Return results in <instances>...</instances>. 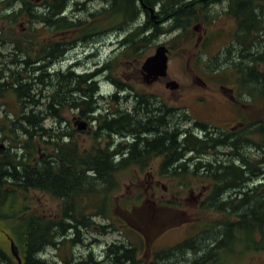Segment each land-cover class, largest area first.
Wrapping results in <instances>:
<instances>
[{
	"label": "trees",
	"instance_id": "1",
	"mask_svg": "<svg viewBox=\"0 0 264 264\" xmlns=\"http://www.w3.org/2000/svg\"><path fill=\"white\" fill-rule=\"evenodd\" d=\"M141 1L143 4H147V0ZM204 1L193 0L184 3L178 0H166L165 8L166 12L172 16L176 13L186 15L185 20L187 22L184 25L185 34V32L190 31L191 25L195 22L194 18L196 10L198 9L197 6H202ZM253 1L232 0V14L238 15L239 19V15L241 14L239 7L242 10L246 9L248 4ZM11 2L12 6L9 10H4L2 8L3 4L0 2V22L3 23L0 26V48L4 49L8 47L9 50V53L6 54L0 52V57L7 60L6 62L8 64L6 66L10 70H0V140L14 141V143L9 144L8 153L0 150V194L2 195V197L0 196V211L5 214V216L0 215V218L7 217L8 219L7 222L0 220V238L7 245L9 243L6 236L13 239L14 242L18 241L21 244L19 248L23 251V264H30L29 259L32 252H34V246H36V249L46 248V243H48L51 247H55V235H43V231L49 230L53 233L55 232L53 229H56L58 226L64 229L72 228L74 234H77L78 237L80 235L78 232L79 227H86L85 229L89 232L94 231L100 235H105L108 228L119 231L121 234L123 233V229L128 231L132 240L129 241L126 239L127 242L118 241L106 246L102 263L166 264V258L174 250H184L188 244L201 236H205L207 239V237L214 235L215 239L219 233H223L224 235L221 241H213L211 246L206 248L205 251L207 253L205 257L196 258L192 261V264H222L228 256H239L240 254L250 252L264 253V215H258L259 217L254 220L249 219L246 211H241L237 199H231L230 201L227 199L228 201L226 202L217 203L219 201L217 197V185L215 183L217 184L218 180L212 176L209 178L215 185V189L214 191L211 189L207 194L204 203L199 208V212H214L217 217L209 221L201 222V228L192 236V239L190 238L180 243L177 247L173 248L174 250L172 248L152 250L153 246L151 245V241L159 237L163 229H153L151 234L146 235L141 230L143 229L142 208L152 195H155L154 200L158 205L172 208L179 207L182 192H186V189L191 186V181H194V173L186 171L185 169L181 170L177 167L176 154L178 149L190 147L189 145L193 142L192 140H184L182 145L179 140H165L166 144H168L166 150L160 149V142L158 140L157 143L154 140L151 142L145 140L144 143L148 148H152V150L138 151L135 155L132 154L131 156L120 159L112 158L111 153L106 154L103 157L106 169L113 168V171L109 173L105 171L104 175H98L107 185L93 190V193L96 194L95 198L89 195L88 202V199L86 201L87 195L85 196V193L82 196L85 197L86 202H84V199L77 201L75 199V202L69 207L66 200L61 199L62 202L58 205L57 213L51 214L49 210L48 212L45 211V213L37 212V209L33 207L35 202L34 193L40 192L44 194L46 188L52 187L50 185L47 187L37 185L36 181L41 179L40 177L48 173L56 172L59 168H68L66 166V159L69 168L72 170L76 169L87 176H92L93 173L99 170L97 166L90 165L94 159V155L103 156L106 151L105 147L97 143L98 140H91L90 145L83 147L78 140H65V132L57 126H50L51 129H44L42 127V121L46 118L50 119L51 113L43 112L41 117L38 111L31 109L37 103L36 106L39 107L41 103L48 105L52 97L51 90H46L44 92H37V95L40 97L38 101L36 99L38 96L34 98V93L37 91L39 82H45L54 75L47 72L49 71L47 65L50 64L51 60L46 55V52L53 48L66 49L73 46L72 43H74V40L73 42L72 40H51V35L54 32L70 34L76 31L79 38H84L85 35H95L108 30L127 31L125 28L138 19L140 13L138 6L140 3L139 0H112V4L110 6L106 4L105 9L101 11H90L84 20H68L64 17L54 18V15L66 7L69 0H41L37 5L32 0H12ZM128 3H131V6ZM15 5H18V9L14 8ZM21 17L26 18L27 22L30 25L32 24V27H16ZM188 20H193V23H189ZM241 23L239 22V24ZM146 27L147 22H144L139 29L143 30ZM21 29L24 30L22 31ZM44 33L47 36H43ZM146 39L140 37V34L135 37V34L128 33L122 39L124 48L120 52L121 55H126V57L137 55L138 52L144 50L142 46L148 44ZM233 40L235 43L233 41L232 45L223 49V51H226L225 53H229L231 48L238 43H244L239 39V32L234 33ZM35 44L38 46L33 49ZM69 44L71 45L69 46ZM239 46L241 47L237 53L239 61L234 63V66L232 64L224 66L222 71H217V74H221V78H219L222 82L228 81L231 84L236 83L241 86L242 83L249 80L245 78V75L253 73L261 75V73L257 69L255 55L243 51L247 46ZM20 54L30 69L17 71L16 67L14 69L11 68V64L16 65V60ZM245 61L247 63L243 65L242 63ZM36 64H39V66H35ZM106 67L107 64H105ZM228 70L232 71L238 78L235 80L227 73L225 74V71ZM111 72V76L115 79H120V76H123L124 70H118L112 67ZM68 78H72L70 70L60 71L57 82L60 83ZM90 80V75L77 78L78 85L81 86L84 84V87L87 89L94 87V84ZM262 100L264 101V97ZM61 105L63 107V104ZM38 113L40 119H37L35 123L32 119ZM21 122L23 123L22 133L18 136L19 141L15 143L16 138L13 136L12 128ZM52 129L57 133L54 135L56 138L58 137L55 141L49 140V138H53ZM246 141L248 148L251 150L253 141ZM155 145L157 148L153 149ZM133 147L127 145L125 149L129 151ZM259 150L262 151V154L259 153V158H251L250 154H248V158L245 160L246 164L239 166V170L237 169L239 175L244 170L248 178L251 176L257 177L258 172L256 171L261 168L264 169V145H259ZM150 152H161L165 155L161 161L162 174H160L158 179L169 182V188H167L168 191L166 194L172 196L171 201L163 202L162 198L164 195L157 196L159 191L161 194H165L162 190H148L146 192L141 187L142 178L135 171H138V167L141 170L147 168L151 160ZM108 155L112 158L111 162L106 157ZM62 156L67 157L61 159ZM235 172L233 171V173ZM232 176L235 175L232 174ZM126 179H129L130 185H134L135 187L132 189L130 195H124L122 193L123 184ZM135 180H137V183L134 182ZM10 181L16 184L10 183ZM250 188L249 191L240 193L245 197L248 196L247 194L253 195L254 200L260 202L254 201L253 204L264 206V183L261 181L256 186ZM50 194L52 199H60L54 192ZM213 195H215V198ZM21 197L23 200L22 203L19 202ZM212 198L217 202H212ZM8 199L11 200V206L5 208L4 205L7 204ZM248 199H250L249 196ZM115 201L118 205H115ZM250 212L251 214L254 213L253 207ZM91 216H100L108 220L110 222L109 227L106 224H97L96 226V223L91 220ZM68 217H71V219L69 220ZM249 221H252V224ZM130 222H133V225L135 222L136 226L132 225L133 227H130ZM114 223H118L120 226L122 225V230L114 228ZM243 233L247 234L246 239L241 238V234ZM29 238L32 240L42 238V242L28 245ZM228 238L229 241L227 242ZM149 252H151V256L147 259L145 253L147 254ZM91 257L93 260V256L89 255V259Z\"/></svg>",
	"mask_w": 264,
	"mask_h": 264
},
{
	"label": "bare ground",
	"instance_id": "2",
	"mask_svg": "<svg viewBox=\"0 0 264 264\" xmlns=\"http://www.w3.org/2000/svg\"><path fill=\"white\" fill-rule=\"evenodd\" d=\"M12 0H0V2L3 4L2 8L4 10H9L12 6ZM112 0H69L66 7L62 8L58 14L54 15V18H66L68 20L72 19H80L84 20L90 11H101L105 9V5L108 4L110 6ZM188 0H184L182 2L187 3ZM94 3L100 4V7L94 9ZM129 6H131V3H128ZM209 3L206 5L203 4V9L206 13H210L209 10L212 9V6L209 7ZM93 7L91 8V6ZM128 6V7H129ZM94 9V10H93ZM215 9H218L216 7ZM86 14V15H85ZM81 15H85V17H80ZM142 15V16H141ZM218 15V13H217ZM140 16V17H139ZM175 17L170 25L168 30L172 33L173 37H179L183 35L184 30V23H185V17L186 15L178 14L176 13ZM148 21V20H147ZM76 22V21H73ZM146 22V18L143 16V14L138 15V19L134 21V23L130 24L125 28L127 32L130 34L133 33L135 35L146 33V34H154L153 36L150 35V37L146 40L148 44H152L154 41L163 38V32L161 30H140L139 27L143 25V23ZM163 30H165L163 28ZM112 36L118 35V33L115 30H108L103 33H98L95 35H85L83 42L80 44L72 43L75 38L78 37L76 31H73L70 34H64L66 36V40H72L71 47L68 48H53L46 52V55L50 58L51 62L49 65H47V69H49L50 74H54L49 80L45 82H39V86L37 87V91L34 93V98L37 95V92L39 91H46L51 90V99L50 103L48 105H45L41 103L39 106L31 107V109H35L38 111L42 117V113H51L50 119H43L42 121V127L44 129H51V127L48 125L49 122H53L54 124L58 123L57 118L62 113L60 105L64 104V102H69L74 105V109L80 108V106L84 107L85 110L88 113H94L99 114L106 110L108 107H112L113 104L117 105V108L120 111V115L115 118L111 119H105L103 124L100 123L98 125V131L96 134L98 135V144H101L103 147H105L106 151L104 152L103 156L94 155V159L90 165L97 166L98 167V173H93L92 176H87L83 172L79 170H72L69 168V164H67L66 159V166L68 168H59L56 172L48 173L44 175L43 177H40L38 181H36L37 185L40 186H52L51 188H46L45 193L42 194L46 198H52L51 194L54 192V194H57L60 199H53L54 203L56 205H59L62 200H66L68 206H72V204L77 200L84 199V202H89V195L96 197V194L93 193V190L97 188H101L105 185H107L106 182H104L98 175H104L105 171L107 173L113 171V168H107L105 166L103 157L106 154L111 153L112 158L114 159H120L125 158L126 156H131L132 154L135 155L138 151H150L151 148H148L147 145L143 142V140H133L136 137L139 136L138 131L141 128L142 122L148 121L147 116L145 115L144 110L148 109L149 105L145 106V101L143 99H136L135 106H129V108H123L119 105L120 101L123 100V96L125 97V90L121 88L120 82L115 79L112 74H101V76H96L95 72H88L83 68V59L80 57L85 52H91V55L88 58L96 59L97 55H100V52L108 46V44H111V47H115V50L113 51V54L118 53L123 50L124 45L122 43V39L118 40V37L115 38V42L109 38V35L107 33H112ZM239 32V39L244 40L247 43H238L233 48H231L230 52L232 54V61L235 62V59H238V49L241 48L239 45L247 46L245 52H250L251 55H255L257 60H264V44L259 45L258 41L262 39L264 36V28H257L255 27V20L252 21V23L244 28H242L240 31H233L232 37L230 39V44L233 43V35L234 33ZM83 39V38H82ZM235 43V41H234ZM257 43V44H254ZM114 44V45H113ZM71 44H69L70 46ZM37 44L34 45V48H37ZM232 47V46H230ZM63 50V51H62ZM113 54L111 56H108L107 59H105V63H110L111 65H114V62L110 59L113 57ZM3 57H0V70H7L8 67L6 64H8L6 59H3ZM233 62V63H234ZM35 66H39V64H36ZM72 66V67H71ZM16 67L17 71H24L30 69L28 65H26L25 60L23 56L20 54L18 59L16 60V65L11 64V68L14 69ZM71 67V68H70ZM70 68V73H72V78H68L63 80L62 82H57V77L59 72L67 71ZM38 72V71H36ZM112 73V72H110ZM90 75L91 83L94 84V87L91 89L86 88V92H83L82 89L85 88L84 85L79 86L77 78L79 76H87ZM104 76L103 82L106 83V87H110L109 89L103 90L101 85L99 84V77ZM110 77L112 80L109 82L105 79L106 77ZM114 79V80H113ZM259 81H262L264 83V76H262ZM261 83V82H260ZM112 87V88H111ZM122 89L123 96L120 94ZM58 92V93H57ZM39 97V96H38ZM36 97L37 101L40 99ZM116 97L118 99V102L116 100ZM145 106V107H144ZM121 107V108H120ZM144 107V109H143ZM133 108V111H132ZM39 113L33 117V121L36 123L37 119H40ZM59 129H62L64 131V127H61L59 125H56ZM22 127L23 123H17L12 128L13 136H15L16 140L15 143L18 142V136L22 133ZM54 127V126H52ZM53 138H49V140L55 141L57 138L54 136L56 135V131L52 129ZM165 136V135H164ZM110 138V140H105ZM167 140H175L172 139L171 134L167 132V136H165ZM152 141V140H151ZM157 143V140H154ZM10 143H14L13 140H5L4 144L8 145ZM155 143V144H156ZM135 144H137L135 147H133ZM246 144H248L246 142ZM127 145H131L133 149L126 150L125 147ZM167 145L165 140H160V149L166 150ZM216 147V156L218 159H221L224 152L229 151L230 155L227 157H224L220 162H215V164H210L207 166H204L203 168L207 171L204 173H198L199 175H202L200 177H197V179L200 182V178L203 176H212L217 178L218 183L217 185V202L214 198L211 199L214 203H222L226 201H230L231 199H237L240 205L241 211L245 210L246 215L249 219H257L260 215H264V206L255 205L253 204L254 196L251 194H247L250 199H248V196H244L241 193L249 191L251 188L254 187L257 184H259L261 181L264 183V169L261 168L260 170H257L258 176L254 177H247V175L244 173V170H242L239 175V166H238V159L237 156H239L241 164H246L245 160L248 158L245 154L246 151L249 152V148L243 147V145L240 144L238 140H212L211 142H208L204 144V147ZM156 147V145H155ZM133 150V152H132ZM182 150L187 151V149H178L177 150V160L176 165L178 168L182 167L183 169H186V165L191 163H188V160L184 159V156H188L187 153H185L182 156ZM2 152H9L8 148L4 147ZM262 154V153H261ZM67 156H62L61 159L66 158ZM107 159L111 162L112 158L108 155L106 156ZM86 160V158H85ZM183 161V162H182ZM203 165L202 163L198 164V167ZM202 168V170H203ZM238 169V170H237ZM233 171H236L233 173ZM234 174L235 176H232ZM250 175V174H249ZM195 180V176H193ZM208 181L211 182V179L208 178ZM242 183L239 186V183ZM247 182V183H246ZM10 183H14L13 181H10ZM212 183V182H211ZM16 184V183H14ZM239 188H237L235 185ZM215 185L212 186V189L214 191ZM239 189V190H238ZM52 191V192H50ZM50 192V193H48ZM241 192V193H240ZM86 193V194H85ZM3 194V193H2ZM85 194V197L82 195ZM2 197V195L0 194ZM79 198V199H78ZM62 199V200H61ZM228 199V200H227ZM263 199V198H262ZM252 202V203H251ZM258 202V201H256ZM260 203V202H258ZM264 203V201H263ZM115 205H118L115 201ZM11 204H6L4 207H9ZM253 207L254 213L251 214V209ZM36 209V208H35ZM255 209V210H254ZM71 214V213H70ZM0 215L5 216L0 211ZM259 215V216H258ZM101 218L104 223H100L98 225H104L106 224L108 227L110 225V222L108 220L103 219L100 216H91V220L99 219ZM70 220L71 217H68ZM0 220L3 222H7V217H1ZM86 222V221H83ZM249 223L252 224V221H249ZM254 223V222H253ZM73 224V223H72ZM78 225V224H76ZM133 225V222H130V227ZM114 228H117L118 230H122V225H118V223H114ZM134 226V225H133ZM132 226V227H133ZM86 227H79L78 232L80 233L83 229ZM55 232H51L49 230L43 231V235L50 234L51 236H54V243L56 244L55 247H51L50 244L46 243V248H40L36 249V246L33 247L34 252L30 255L29 262L30 264H88L89 262L92 264H101L102 261L98 260H92L89 259V255H92V252H90L87 255V259H84L82 261H79L77 263L73 260V253L71 251L72 246L78 245L80 242L76 240V238H80L77 236V234H74V230L72 228L64 229L60 226L56 227ZM109 231H114L112 228H108L106 234ZM119 232V231H118ZM224 237L223 233H219L214 241L218 240L221 241V239ZM200 238V237H199ZM197 238L193 242L187 245V247L184 248V250H179L178 256L175 258H169L170 255L166 258L165 262L166 264H192V261H194L196 258H203L205 257L207 251L203 250L202 247L205 246L206 237H201L200 239ZM42 238L38 239H31L29 238L28 245H34V243L42 242ZM192 239V238H191ZM1 240V238H0ZM2 241V240H1ZM0 241V256H7L6 260H1V264H18L16 258L12 255L11 246H8L6 249L5 243ZM53 241V238H52ZM229 241V238L227 239V242ZM118 242V241H117ZM16 243V244H15ZM116 242H112L110 244H113ZM7 244V243H6ZM15 248L17 250V253L19 255V258L21 260V263L23 262V251L20 250L19 247H21V244L18 243V241L14 242ZM109 245V244H108ZM107 245V246H108ZM66 248H69L70 251L67 253ZM202 248V249H201ZM54 250V252H53ZM66 250V251H65ZM192 252H189V251ZM29 257V255H28ZM36 261V262H35ZM23 264V263H22ZM113 264V263H111Z\"/></svg>",
	"mask_w": 264,
	"mask_h": 264
},
{
	"label": "rangeland",
	"instance_id": "3",
	"mask_svg": "<svg viewBox=\"0 0 264 264\" xmlns=\"http://www.w3.org/2000/svg\"><path fill=\"white\" fill-rule=\"evenodd\" d=\"M39 1L32 0V2L37 5ZM211 2L208 1L207 3ZM206 3V4H207ZM93 5L91 6V8ZM94 9L100 7V4L94 3ZM15 9H18V5L14 6ZM197 10L195 13V22L193 23V20H188L189 23H193L190 27V31L185 32V29L183 30V35L179 37H173V35L168 36V37H163L160 38L156 41H154L152 44H145L143 46V51L138 52L137 55L135 56H119L120 61H116L114 65H111V62L109 63V68L112 69H118V70H124V73L122 74L123 76H120V79L117 80L120 82L121 85L126 84L128 86H131L134 89H144L148 88L151 90H154L156 94H161L165 96L167 100V105L168 109L169 108H183L185 111L189 113L190 116L196 115V113L199 112V109L197 108L198 103L195 100V95L196 93H193L192 91L194 89H197V85L191 82L190 80V74H191V69L194 68L197 71H199L202 74V79L205 80L209 86L214 88L217 92H214L212 96H210L209 101H204L202 104L203 107L200 109L201 113L206 114L207 113V107L210 106L209 110L211 111V115L214 114L218 118L216 121L218 126H223L226 124V120L224 119V111L228 109V106L231 105L232 103L228 101L227 96L225 100L218 92L222 86H227L229 88H232V84H230L228 81H213L210 79V75L207 76L204 72L202 71V67H206V70L208 72L212 71V69H217L220 66L224 67L226 65H229V63H232V66H234V63H237L239 60L235 59V62L232 61V57H226L224 55V52L221 51L222 46H224L232 37L233 30H231V21L226 19L225 16L219 15V17L213 18L211 21V24H207L204 20L201 19L202 14H204V9L203 7L200 8V6H197ZM93 9V10H94ZM215 10H220V7ZM213 10V11H215ZM86 15V14H85ZM85 15H81L80 17H85ZM187 20H185L184 25L186 24ZM196 24H201L202 28L206 30L207 35L209 39L211 40V43L204 44L206 40H203L199 44L198 47H196V39L198 37V30H194L193 27ZM3 25V23L0 22V26ZM32 24L30 25L27 22V19L24 17H21L18 22L16 27L18 28H29ZM35 26V25H34ZM37 26V25H36ZM22 30V29H21ZM203 31V30H202ZM109 35L110 40L112 39L113 42H115V38L118 37V40L120 39V35L112 36V33H107ZM43 36H47L46 33L43 34ZM53 36L51 37V39ZM158 44H164L167 48L170 50L169 54V62H168V79L175 80L176 82L179 83V88H182L181 94L182 96L178 95H170L171 92L166 91V88L164 86L165 81H162L161 83L153 84L151 86L145 85L142 82L139 81L138 79V72L136 68L134 69V66L129 64H125L122 62L123 61H129L133 63L135 66H138L141 61H143L147 56L151 55L156 46ZM204 44V47L202 45ZM114 45V44H113ZM116 47V46H115ZM115 47H111V44H108L106 48H104L101 52L100 55L98 54L96 59L93 58H88L91 55V52H85L82 54L80 57L83 59V68L87 70L88 72H96L100 68H102L101 63L105 62V59L108 58V56H111L113 54V51L115 50ZM0 52L3 54L9 53L8 47L6 48H0ZM206 53V55L204 54ZM198 55L199 62L196 63L194 62L193 57ZM214 55H217L218 58H214ZM202 58L206 61L201 59ZM4 58H2L3 60ZM136 60V61H135ZM188 62V63H187ZM234 62V63H233ZM247 62L245 61L242 63L245 65ZM124 66V68H123ZM191 68V69H190ZM228 74L230 77L233 79H237L238 77L235 76L232 71L228 70L225 71V74ZM260 73V71H259ZM108 74H111L108 72ZM201 76V75H200ZM217 76V74H216ZM245 78L250 80V84L247 87V89H250V91L254 94V99H251L249 96L244 95L243 93L239 95L238 93L235 94L237 95V99L239 100V103L244 105L245 108L242 110V112H237V113H230L232 116L231 121L229 123H232L233 120L237 118H242L244 120H251V118L255 117L256 115V110L254 109H260L262 107V115L264 117V101L262 98L264 97V83L262 81H259L261 76L258 73H253V74H247L245 75ZM104 76L99 77V84L103 88V90L106 91V89H109L110 87H106V83L103 82ZM261 82V83H260ZM112 88V87H111ZM191 91V93H189ZM127 94V93H126ZM239 95V96H238ZM211 98V99H210ZM205 99V98H204ZM120 106L123 108H129L131 106L130 104V99L126 98L120 101L119 103ZM253 106V107H251ZM121 108V107H120ZM261 110V109H260ZM259 110V111H260ZM210 115V114H209ZM64 116V114H63ZM66 116V113H65ZM263 126H264V121H263ZM49 126H54L55 124L53 122L48 121ZM78 140L82 143L83 146H88L91 144V140ZM254 143V146H259V145H264V127H263V140H252ZM253 146V147H254ZM257 148V147H256ZM216 152V150H215ZM250 154L251 158H259V153H252L251 151L248 152ZM211 155H213L211 153ZM216 156V153H215ZM213 156H211V159ZM252 160V159H250ZM216 162V160H215ZM154 170H152L153 172ZM195 180L191 181L190 187L196 188L198 184L200 183L199 180L197 179L198 176H195ZM142 182H141V187L144 188L146 192L148 190H154L158 191L161 190V187L165 186V188H169V182H166L163 179H159L161 181H156L152 182V178H149L148 176H141ZM137 183V180L134 181ZM135 188L134 185H130L129 179L125 180V183L123 184L122 188V193L124 195H130L132 189ZM208 194L209 192H205ZM198 194L197 190H194L193 192H182L181 195V201L180 205L178 208H172L169 206H161L158 205L154 197L155 195H152V197L148 199L147 203L143 206L142 208V215H143V224L141 229L146 235H149L152 233L153 229H163V232L151 241V245L153 246L152 250H160V249H167V248H175L177 247L180 243L189 240L192 238L194 234L198 232V230L201 228V222L203 221H209L212 219H215L217 217L216 213L214 212H207L204 211V213H198V209L195 208V199ZM150 195V194H149ZM164 195L162 198L163 202L166 201H171L172 196L169 194H161L160 191L158 192L157 196ZM118 198V197H117ZM120 198V197H119ZM19 199V198H18ZM34 199L35 202L33 204V207L37 209V212L39 213H45V211L50 213H57V208L59 207L52 201V198H46L40 193H34ZM19 202L22 203V197L19 199ZM7 204H11V200H7ZM93 222L97 224L104 223V221L99 218V219H94ZM188 222V223H187ZM189 222H194V223H189ZM134 226H136V223L134 222ZM133 230V229H132ZM133 236V234L131 233ZM78 241L80 242L76 246L71 247V251L73 253V260L75 263L82 261L84 259H87V255L92 252V256L94 260H100L102 261L104 259V250L105 247L112 243V242H127L126 239L129 241L132 240V237L129 235L128 231H125L123 229V233H119L118 231H109L105 235H100L94 231L89 232L86 229H83L80 232ZM202 237V236H201ZM200 237V238H201ZM199 238V239H200ZM242 239L247 238V234L243 233L241 234ZM197 239V238H196ZM4 243L5 241L1 239ZM0 240V241H1ZM1 241V242H2ZM214 241V235L207 237L205 241V246L202 247L203 250H205L207 247L211 246L212 242ZM248 241V239H247ZM9 243V242H8ZM247 243V242H246ZM16 244V243H15ZM6 249L8 248L9 244L7 245ZM201 248V249H202ZM67 253L70 251L69 248H66ZM65 250V251H66ZM174 250V249H173ZM179 251V250H178ZM189 251V250H187ZM54 252V250H53ZM192 252V251H189ZM144 253V251H143ZM6 255V254H5ZM146 258L149 259L151 256V252L145 253ZM178 256V252L174 250L169 258H175ZM7 258V256H6ZM92 264V263H88ZM101 264H110L109 262L106 263H101ZM222 264H264V253L261 252H250L246 254H240L239 256H228L225 258L224 262Z\"/></svg>",
	"mask_w": 264,
	"mask_h": 264
},
{
	"label": "flooded vegetation",
	"instance_id": "4",
	"mask_svg": "<svg viewBox=\"0 0 264 264\" xmlns=\"http://www.w3.org/2000/svg\"><path fill=\"white\" fill-rule=\"evenodd\" d=\"M165 1L166 0H147L146 5L140 4L138 6L139 12L143 14L147 22V27L143 29V31L153 30V29L161 30L164 28L165 30H161L163 32V37H168L172 35V33L168 30V28L171 21L175 17H173L170 13L168 14L166 12ZM178 1L182 2L184 0H178ZM208 1L210 0H205L203 4L206 5ZM210 6H212V9H210L209 12L212 11V13L214 14L218 13V16H216L217 18L219 17V15H223L225 16L226 19L231 21V30L233 31H237V30L240 31L242 28L250 25L253 20H255V27L264 28V0H254L253 2H250L248 4L246 9L243 10L240 9L239 7V12L241 13L239 15V19H238V15L232 14L233 12L231 8L232 0H211L209 7ZM201 7H203V5L200 6V8ZM216 7H220V10H215ZM201 19L204 20L206 23L209 24L212 23L208 13L204 15ZM239 22L242 23L239 24ZM197 30L199 31V33L196 39V44H195L196 47H198L199 44L203 42V40H206L204 44L211 43V40L209 39L208 36H206L207 32L205 29L202 28V25L201 27L198 26ZM150 35L153 36V34L142 33L140 34V37H144L148 39ZM137 36L138 35H135V37ZM56 39L57 40L61 39L59 41H65L66 36L64 34H54L53 40ZM84 39L85 38L82 39L79 37L75 38L74 45L80 44L81 42H83ZM243 42L247 43L245 41ZM229 44H230V40L222 47H226ZM258 44L259 45L264 44V36L262 37V39L258 41ZM110 59L112 60V62L117 60L120 61L119 55L113 56ZM193 60L194 62L196 61V63H198L199 62L198 55L195 54ZM257 61H258V66L261 69H264V63H262L261 60H257ZM123 63L128 64V67L130 64L131 66L132 65L134 66V69L136 68L135 65L129 61H123L122 64ZM141 64L139 68H136L138 72V79L140 82H142V74H141L142 72L140 69ZM105 70L110 71L108 68L104 70L103 68H101L97 70L95 73L96 75H100L103 74V71ZM203 70L207 76L210 75L211 80L216 82L219 80L218 79L219 76L218 75L216 76L215 74L217 71L208 72L206 70V67H202V71ZM105 79L107 81L112 80L109 76L106 77ZM190 80L198 87L197 89H194L192 91L193 93H196L193 96L195 97V100L198 103L197 108L199 109V112L196 113V115L194 116H190L189 113L185 111L183 108L168 109L167 100L165 96L161 94H156L154 90L148 88L134 89L126 84L121 85L122 86L121 88L125 90V97L124 96L123 97L130 99V104L133 106V108L135 106L137 98L143 99L145 101V106L149 105L148 109L143 111L145 112L148 121L142 122L141 128L138 131L139 136L133 140H143V142L145 140H147L148 142H151V140H158V142H160V140H167V138H165V136H167V132L171 134L172 139L179 140L181 145L184 140H192L193 142L191 143V145H189L190 147L186 148L187 151L182 150V156L185 153H187L188 156L187 157L184 156V159L188 160V163L192 164V165L187 164L185 170L199 176L198 173H204L207 171L203 167L210 164H215V159H216L215 156L216 147H210V146L204 147V144L211 142L212 140H228V142L229 140H238L240 144L243 145V147L248 148V145L246 144L247 142L246 140H263V128H262V123L264 121V117L262 115L263 106H261L260 108L261 110L257 108L254 109V111L256 110V115L255 117L251 118V120L247 121L242 118L236 117L232 123H229V121H231L232 119L230 113L242 112L245 106L239 103V100L237 99V95L235 94L236 91L235 88L222 86L220 87L221 89L218 90V92L221 93L220 95L225 100H227L225 98V96H227L228 101H230L232 104L228 106V109L226 111H224L225 113L224 119L226 120V124H224L223 126L222 125L218 126L215 121L218 118H216L217 116H215L214 114L211 115V111L209 110L210 106L207 107L208 110L206 114L201 113L200 110L203 107L202 104L204 103V101H209V99L207 98L212 96L213 93L217 91L211 86H209L208 83L202 79V74L194 68L191 69ZM162 81H164V79L160 78L151 85L161 83ZM181 90L182 88H177L176 90L166 89V91L171 92L170 95H178V96L180 95L182 96V94L180 93ZM82 91L86 92V88H83ZM189 93H191V91ZM116 100L118 102L117 97ZM61 106H60L61 112L64 114V116L63 114L62 116L59 115L57 118L58 123H56L55 125L64 127V132L66 134L65 140H81L82 137H83L82 140H97L98 135L96 134V132L98 131V125L100 123L103 124L105 119L115 118L118 117V115H120V111L117 108L116 104H113L112 107H108L106 110L96 115L94 113H88L85 110V108L82 106H80L79 110L74 109V105L69 102H64L63 107ZM105 140H110V138ZM4 142L5 140H0V150H3L4 147L9 148V144L5 145ZM83 147H87V146H83ZM256 147L255 146L253 147V151L259 152V149ZM156 148L157 147H154L153 149ZM211 153L213 155H211ZM247 153L248 152L246 151L245 154L247 155ZM149 154L151 160L147 168L144 170L140 169L136 171V173L139 176L151 177L152 182H156L154 178L162 174L161 161L163 160L165 155L164 153L161 152H157V153L150 152ZM229 155H230L229 151L224 152L222 158L219 159L218 161L220 162L224 157H227ZM211 156H213L212 159ZM237 159H238V166L243 165L240 162L239 156H237ZM199 163H202L203 165L198 167ZM180 169L184 170L182 167H180ZM241 169L243 168L241 167ZM152 170L154 171L152 172ZM209 177L210 176L208 175L201 177L200 183L196 188H194V190L198 191V194L195 199L196 209H198L204 203L205 198L207 196L205 192H210L212 189V185L208 181ZM241 184L242 183H239V186ZM235 186L239 188L237 184ZM1 260H6V256L5 255L0 256V262Z\"/></svg>",
	"mask_w": 264,
	"mask_h": 264
},
{
	"label": "water",
	"instance_id": "5",
	"mask_svg": "<svg viewBox=\"0 0 264 264\" xmlns=\"http://www.w3.org/2000/svg\"><path fill=\"white\" fill-rule=\"evenodd\" d=\"M168 50L165 46H159L156 48L153 55L147 57L142 65L143 80L146 84H151L158 78L166 77L167 75V63H168ZM178 87L177 83L170 81L166 83V88L171 90ZM10 249L12 255L16 258L18 264H22L15 248L13 241H11Z\"/></svg>",
	"mask_w": 264,
	"mask_h": 264
}]
</instances>
